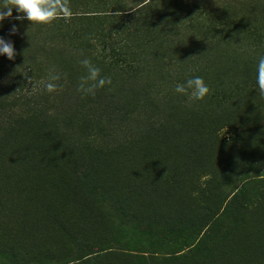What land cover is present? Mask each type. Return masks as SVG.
<instances>
[{"label": "trees", "instance_id": "16d2710c", "mask_svg": "<svg viewBox=\"0 0 264 264\" xmlns=\"http://www.w3.org/2000/svg\"><path fill=\"white\" fill-rule=\"evenodd\" d=\"M220 3L230 12L223 18L215 15ZM69 5L68 21H17L13 9L0 27V37L15 50L11 60L0 55V261L142 264L113 245L124 233L162 232L161 220L181 207L177 198L164 204L160 195L189 186L197 200L206 195L210 206L201 227L209 232L221 213L211 197H218L217 174L211 169L210 178H200L207 161L222 157L228 166L249 155L264 159L260 133L249 130L264 125V116L259 118L264 97L256 85L257 58L264 55V0H69ZM215 16L224 21L213 24ZM168 28L174 38L166 39L180 43L177 57L160 53ZM216 40L218 49H208ZM200 47L216 55L196 54ZM84 59L111 80L94 94L80 88L88 76ZM50 74L60 76L53 93L44 89ZM191 76L202 77L211 90L202 101L174 91ZM46 155L57 177L43 169ZM239 192L228 204H236L243 220L250 204L241 203L245 194ZM48 193L57 199L67 195L68 206L51 209ZM260 206L258 201L254 208ZM253 226L248 234L241 224L229 226L211 264H264V210ZM240 232L243 239L234 243ZM142 259L186 261L157 252Z\"/></svg>", "mask_w": 264, "mask_h": 264}, {"label": "rangeland", "instance_id": "374dc122", "mask_svg": "<svg viewBox=\"0 0 264 264\" xmlns=\"http://www.w3.org/2000/svg\"><path fill=\"white\" fill-rule=\"evenodd\" d=\"M172 5L175 7L174 2ZM229 14V9L226 7L225 3H220L218 6H216V16L223 18ZM216 16V20L213 22V24H219L220 22L224 21L223 19H220ZM169 31L170 28L167 29V33L164 32V34L161 36L160 53L177 57L178 51L180 49V43L175 39H166L168 37H166V34L170 35V38H174V36L170 34ZM170 41H173L174 44H170ZM220 43L221 42L219 41L218 44L217 40L213 41L208 46V49H218L217 46L220 45ZM189 48H191V50L195 49L194 47ZM198 53L199 55L207 56V53L204 52L202 47L199 48L196 54ZM214 55H216L215 52H209L207 57H213ZM151 79L152 81L157 80L155 74H152ZM137 97L138 96H135L134 100L138 102L139 99L137 100ZM261 114H259V118L264 116L263 113ZM256 125L258 126L257 128L249 130L259 132V143L264 145V125H259V122ZM227 132V129L223 130V133ZM257 147L258 146L255 148ZM248 153L251 154L250 150ZM49 159L50 157L48 155L43 158V161L46 160L47 163V165L44 164L43 169L46 170L48 174L50 173L52 176L57 177L60 173L55 170L56 168L53 167V164L49 165ZM149 159V156L145 157V161H148ZM132 163L131 164L134 165L132 168H135L136 166L134 162ZM170 164L174 167H176L177 164L180 168L185 166L183 163L177 162ZM207 165V169H205L206 174L200 178H202L201 180H207L210 178L212 175H210L209 170L211 169H213V171H215L217 174L218 186L216 187L218 197L216 194H213L211 197L214 198L212 199L213 202H218L221 213V218L215 220L212 223V229H210L209 232H207L205 229H202L201 225L207 218L208 214H206V207L210 206V202H206V195H200L198 200L197 198H194V192L197 191L193 190V187L189 186L181 189L178 192L174 191L176 194L173 196H170L169 193H167V195H160L163 196L162 201L164 204L170 203L169 197L177 198V203L181 207L176 211V213H173L171 217L161 220L162 224L160 227H163V229H161L162 232L156 233L155 229H151L149 232L141 231L139 235L134 233L131 236H128L129 234L124 233L122 234V241H118L115 243V245H113L115 246V252L133 254L139 258L138 261H140L142 264H152L151 261H144L142 258L153 255L154 252H157L158 256L163 258L183 257L186 259V261L179 260L178 262H175V264H211V255L218 252L216 250V242L219 239H225L227 237V233L230 230L229 226L232 227L233 225H237L239 227L241 224L245 227L244 230L248 231L245 233L248 234L251 232L252 228L254 227L253 222L257 220L258 217H260L262 210H264V159L255 161L253 160L252 156L249 155L244 158L242 157L238 163L232 164L230 162V164L227 166V164L224 162V158L214 157L207 161ZM145 166L147 167L149 164ZM33 167L35 168V165ZM234 167L235 171L232 172ZM156 181L157 184H159L157 179ZM237 191L245 194H241L243 195L240 197L242 201L241 203H246V201H248L247 203L250 204V208L243 215L245 217L243 220L240 219L242 217L240 212L237 214L236 210L233 209L236 204H228V201H230L231 197ZM50 192L53 193L54 190ZM51 193H48L47 195L51 209L66 208L68 206L69 197L67 195L62 199H57V195ZM142 200L146 203L144 198H142ZM258 201L261 203V206L258 209H255L254 205H256V202ZM150 205L151 204H146L148 209H150ZM240 211H242V208ZM194 213H197L198 216H191V214ZM113 214H115V212ZM240 230L241 229H239V231ZM117 235L118 234L116 233L114 237ZM243 237L244 233L240 232L237 238L234 239V243H237L236 241L238 239H243ZM167 242L168 244H166ZM111 260L113 261L114 258ZM0 262L5 264L4 261Z\"/></svg>", "mask_w": 264, "mask_h": 264}, {"label": "clouds", "instance_id": "9594fccd", "mask_svg": "<svg viewBox=\"0 0 264 264\" xmlns=\"http://www.w3.org/2000/svg\"><path fill=\"white\" fill-rule=\"evenodd\" d=\"M13 9L17 12L14 17L15 20H28L31 24L36 25H50L58 19L68 21L73 16L69 0H0V27L3 26L6 20L13 17ZM16 30V26L13 25L11 32L15 33ZM14 54L15 50L12 43L0 37V55H5L11 60L14 58ZM81 63L88 69V76L82 80L80 85L81 90L86 94H94L96 88L111 83L110 79L100 76V69L93 66L89 60L84 59ZM59 79L58 74H50L48 82L44 84V89L48 93L55 92L58 85L54 82ZM89 81L92 83L89 84ZM256 85L258 94L264 97V55L257 58ZM174 91L187 96L190 101H202L210 95L211 90L202 77L191 76L184 83L177 84Z\"/></svg>", "mask_w": 264, "mask_h": 264}]
</instances>
